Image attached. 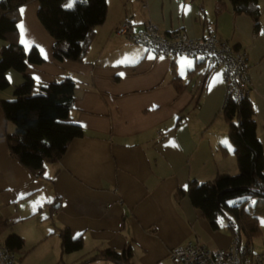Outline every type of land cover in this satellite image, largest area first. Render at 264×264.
I'll list each match as a JSON object with an SVG mask.
<instances>
[{
    "label": "crops",
    "instance_id": "crops-1",
    "mask_svg": "<svg viewBox=\"0 0 264 264\" xmlns=\"http://www.w3.org/2000/svg\"><path fill=\"white\" fill-rule=\"evenodd\" d=\"M258 1L255 28L252 17L236 13L229 0H106L105 19L79 61L54 59L53 39L36 18L37 2L20 6L19 41L43 58L27 71L36 82L66 76L75 81L69 116L82 132L65 135L69 141L58 159L35 176L9 154L5 134L14 127L0 106V220L6 225L0 238H22L19 261L41 245L46 253L60 252L62 264L106 248L121 252L129 246V264H158L188 241L211 250L230 245L227 217L219 216V228L212 229L187 195L176 197L191 179L211 181L238 171L222 114V70L206 78V66L195 59L154 55L115 28L127 17L133 32L147 21L162 34L198 39L213 32L244 52L256 134L264 146V0ZM5 44L0 39V49ZM6 75L10 85L0 90V99H11L22 81L12 69ZM259 226L262 233L264 216ZM62 228L82 243L71 263L62 258Z\"/></svg>",
    "mask_w": 264,
    "mask_h": 264
},
{
    "label": "trees",
    "instance_id": "trees-1",
    "mask_svg": "<svg viewBox=\"0 0 264 264\" xmlns=\"http://www.w3.org/2000/svg\"><path fill=\"white\" fill-rule=\"evenodd\" d=\"M29 1L0 0V39L6 42L0 49V90L10 85L8 70L13 69L22 76V81L13 87L12 98L0 99V106L5 120L14 127L5 134L9 154L32 174L41 176L46 163L56 161L68 143L65 135L77 136L82 131L69 116L75 99V81L66 76L60 80L36 82L27 71L29 65L43 61L35 46L27 50L19 41V8ZM35 1L38 4L36 18L53 39V58L81 60L95 27L105 19L106 0H75L72 6H65L67 0ZM229 1L236 13L250 15L254 27L258 28L261 13L258 0ZM211 71L206 66L203 72L206 78ZM222 114L228 124L237 173H218L211 181L204 182L191 179L185 189L177 191L176 197L187 195L212 229L219 228V216L227 217L230 232L237 231L240 241L249 245L261 233L259 218L264 216V146L256 134L249 93L238 100L228 94ZM4 226L5 222L0 220V229ZM59 236L63 253L82 247L80 238L72 237L68 228L60 229ZM3 243L17 253L23 240L10 234ZM129 256V246L121 252L106 248L77 264L99 259H110V264H116V261L128 262Z\"/></svg>",
    "mask_w": 264,
    "mask_h": 264
},
{
    "label": "built area",
    "instance_id": "built-area-1",
    "mask_svg": "<svg viewBox=\"0 0 264 264\" xmlns=\"http://www.w3.org/2000/svg\"><path fill=\"white\" fill-rule=\"evenodd\" d=\"M115 31L131 42L144 46L154 55L171 59L182 55L197 59L212 70L221 69L226 85L225 99L228 94L238 100L249 93V66L245 53L234 50L227 41L213 32L198 39L191 38L184 32L162 34L150 21L145 22L140 30L133 32L127 18L122 19ZM15 262V252L0 238V264ZM116 264L129 263L116 261ZM158 264H264V248L256 250L252 244H243L239 233L234 231L227 248L211 250L198 242L188 241L172 247L166 260Z\"/></svg>",
    "mask_w": 264,
    "mask_h": 264
},
{
    "label": "rangeland",
    "instance_id": "rangeland-1",
    "mask_svg": "<svg viewBox=\"0 0 264 264\" xmlns=\"http://www.w3.org/2000/svg\"><path fill=\"white\" fill-rule=\"evenodd\" d=\"M75 0H67L65 2V6H72ZM27 50L30 47H25ZM194 59V58H193ZM191 59V60H193ZM13 70V69H12ZM15 71V70H14ZM17 72V71H16ZM61 78H57V80H60ZM232 202V201H231ZM262 217V215L260 216ZM224 219V218H223ZM223 221V220H222ZM264 245V231L260 233L257 237L252 239V246L254 249L258 250L260 247ZM44 245H41L37 247L36 250L27 253L24 255V257L19 261L18 257L19 254L16 255V264H62L59 262L60 259V252L59 253H46L48 250L47 248L44 249ZM79 254L78 251L70 252V253H63L62 258L64 261H68L71 263L72 259L76 258L77 255ZM71 256V257H69ZM89 264H103L102 261H95Z\"/></svg>",
    "mask_w": 264,
    "mask_h": 264
}]
</instances>
